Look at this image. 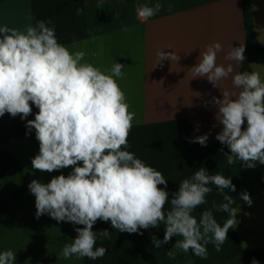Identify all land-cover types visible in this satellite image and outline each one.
<instances>
[{"label":"clouds","instance_id":"clouds-1","mask_svg":"<svg viewBox=\"0 0 264 264\" xmlns=\"http://www.w3.org/2000/svg\"><path fill=\"white\" fill-rule=\"evenodd\" d=\"M162 8L161 3L138 4L135 11L146 23ZM51 24V20L41 19L23 30L0 26V117L20 114V119L26 120L32 113L31 101L38 108L35 118L26 123L39 142L33 169L51 173L72 167L67 176H54L48 183L34 179L28 185L35 196L37 219L47 214L57 222L83 225L75 228L76 238L63 246V258L96 260L106 254V248L95 245L98 236L109 238L111 233L107 229L94 232L97 220L110 221L119 232L140 235L141 229L163 225V239L153 235L152 245L161 248L172 237H182L167 251L172 259L176 251L187 254L189 250L206 259L209 243L221 251L229 231L239 223L237 213L241 210L232 207L233 197L225 194V190H236L231 178L219 172L209 174L200 167L179 184L178 191H166L163 174L126 150L136 114L129 111L125 92L117 82L124 76L125 65L113 61L110 69L102 70L83 62L86 52H73L59 43ZM221 51L219 42L200 51L192 76L206 77L219 89L220 82L231 77L236 90H220L222 99L213 96L207 102L218 109L215 118L222 125L215 139L230 150L231 154L219 149L227 164L240 161L243 168H255L257 162L264 165V77L257 71L236 72L232 63L218 64ZM244 52V44L231 46L225 59L240 64L246 59ZM156 56V65L180 58L164 50ZM208 136H196L190 143L206 146ZM210 185L226 201L218 207L213 204L217 211L229 215L222 226L211 210L200 212L199 218L193 214L207 203L206 197L213 191ZM169 198L171 207L165 212ZM240 198L248 206L253 203L246 190ZM15 258L12 250L4 251L0 264H14ZM251 264L259 261L253 258Z\"/></svg>","mask_w":264,"mask_h":264},{"label":"crops","instance_id":"crops-1","mask_svg":"<svg viewBox=\"0 0 264 264\" xmlns=\"http://www.w3.org/2000/svg\"><path fill=\"white\" fill-rule=\"evenodd\" d=\"M155 3H161L162 10L142 23L136 6ZM249 9L256 38L264 46V0H249ZM41 19L52 21L49 27L55 28L59 43L70 46V51L86 52L83 62L102 70L110 69L113 61L125 65L124 76L117 82L125 92L129 111L136 114L126 150L163 174L166 191H178L179 184L200 167L209 174L218 171L220 160L212 146L222 125L215 118L218 109L207 102L213 96L222 99L225 89H236L231 77L222 80L219 89L206 77L193 78L191 68L197 64L200 51L219 42L222 51L217 63H232L234 71L241 72L242 63L228 61L225 56L231 46H246L244 0H0V26L23 30ZM162 50L175 52L180 58L156 65V53ZM252 71L264 77V63L253 64ZM206 133V146L190 143ZM2 149L18 161L26 178L19 196L0 214V253L12 250L14 264H247L241 260L242 254L264 249V165L257 162L255 168H243L237 161L224 175L236 186L234 192L225 190V194L233 197L232 207L241 209L239 223L229 231L221 251L209 243L206 259L191 250L185 254L175 249L172 259L167 251L182 237H172L161 248L152 245L153 235L163 239V225L141 229L140 235L119 232L110 221L97 220L94 232L107 229L111 233L109 238L98 236L95 245L106 248V254L96 260L65 259L63 246L76 238L75 228L83 225L57 222L47 214L37 219L35 196L28 185L34 179L48 183L54 176H67L72 167L51 173L33 169L32 159L39 153L35 135L4 143ZM245 190L253 201L251 206L240 198ZM170 198L165 212L170 210ZM206 200L193 214L199 218L200 212L211 210L222 226L229 215L217 211L213 204L225 203L223 195L214 187ZM178 254L182 258H177Z\"/></svg>","mask_w":264,"mask_h":264},{"label":"trees","instance_id":"trees-1","mask_svg":"<svg viewBox=\"0 0 264 264\" xmlns=\"http://www.w3.org/2000/svg\"><path fill=\"white\" fill-rule=\"evenodd\" d=\"M244 5L247 42L244 52L246 59L242 62L241 72H252L253 64L264 63V46L259 44L254 32L252 14L249 9V0H244ZM29 103L32 106V113L26 118V120H21L20 114L16 117H12L10 114L5 113L3 117H0V214L19 196L25 185L26 178L18 161L11 154L4 151L2 145L10 141L35 135L34 129L31 130V132H28L26 123L27 120H33L35 118L38 108H36L31 101ZM26 133L28 134L26 135ZM221 148H223L225 152L231 154L226 145H222L219 141L215 140L212 150L220 160V167L217 172L226 174L236 163L231 165L227 164L226 157L219 151ZM158 187L162 186L159 185ZM210 187L214 188L215 186L210 185ZM153 229L154 228H149L148 230ZM177 258L182 257L178 254ZM253 258L258 260L259 264H264V249L244 253L241 256V260L247 264H251Z\"/></svg>","mask_w":264,"mask_h":264}]
</instances>
